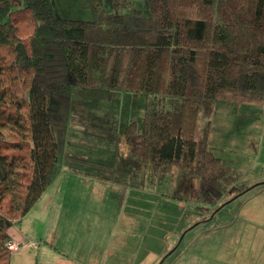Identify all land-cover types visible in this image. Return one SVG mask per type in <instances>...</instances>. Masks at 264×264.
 <instances>
[{"label":"trees","instance_id":"obj_1","mask_svg":"<svg viewBox=\"0 0 264 264\" xmlns=\"http://www.w3.org/2000/svg\"><path fill=\"white\" fill-rule=\"evenodd\" d=\"M147 1L148 13H129V0L113 11L89 0L93 17L77 19L52 0H0V264H12L9 229L65 162L110 176L111 164L69 148L74 108L100 116L96 98L157 97L141 130L126 125L128 152L199 174L206 195L230 189L235 171L209 148L210 121L197 136L198 121L218 98L264 97V0Z\"/></svg>","mask_w":264,"mask_h":264},{"label":"rangeland","instance_id":"obj_2","mask_svg":"<svg viewBox=\"0 0 264 264\" xmlns=\"http://www.w3.org/2000/svg\"><path fill=\"white\" fill-rule=\"evenodd\" d=\"M102 1L114 10L115 0ZM129 1L120 8L149 12L147 0ZM52 4L59 16L93 17L89 0ZM157 99L122 90L96 98L100 116L74 108L69 148L111 164V174L99 179L64 163L14 225L32 242L31 264H55L53 251L76 264H264V97L218 98L199 117L197 136L210 121L208 146L235 171L219 196L204 193L199 174L176 164L155 168L128 152L126 125L136 120L141 130Z\"/></svg>","mask_w":264,"mask_h":264},{"label":"crops","instance_id":"obj_3","mask_svg":"<svg viewBox=\"0 0 264 264\" xmlns=\"http://www.w3.org/2000/svg\"><path fill=\"white\" fill-rule=\"evenodd\" d=\"M9 233L11 239L19 244L18 249L12 252V264H31V254L34 253L31 252L32 247L30 244L32 242H30V239L25 233H22L21 230L16 229L14 226L9 229ZM52 256L54 257L55 264H76L77 262V260L73 261L70 256L68 258L64 253H61V251H53Z\"/></svg>","mask_w":264,"mask_h":264},{"label":"built area","instance_id":"obj_4","mask_svg":"<svg viewBox=\"0 0 264 264\" xmlns=\"http://www.w3.org/2000/svg\"><path fill=\"white\" fill-rule=\"evenodd\" d=\"M6 246L8 247V249H10L12 252L17 250L18 247H19V244L16 243L14 240H12L11 238H9L7 241H6Z\"/></svg>","mask_w":264,"mask_h":264}]
</instances>
